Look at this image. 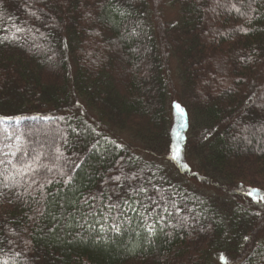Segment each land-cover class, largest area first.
<instances>
[{
	"label": "trees",
	"instance_id": "obj_1",
	"mask_svg": "<svg viewBox=\"0 0 264 264\" xmlns=\"http://www.w3.org/2000/svg\"><path fill=\"white\" fill-rule=\"evenodd\" d=\"M0 118V264H264V0H0Z\"/></svg>",
	"mask_w": 264,
	"mask_h": 264
},
{
	"label": "rangeland",
	"instance_id": "obj_2",
	"mask_svg": "<svg viewBox=\"0 0 264 264\" xmlns=\"http://www.w3.org/2000/svg\"><path fill=\"white\" fill-rule=\"evenodd\" d=\"M215 7H216V9L218 10V4H217V3L215 4ZM171 65H172V69H173V71H172V72H173V77L176 78V75H175V72H176V62L173 61V63H171ZM174 71H175V72H174ZM179 104H180V102H179ZM169 114L171 115V117L173 118V120H175V117L178 116V111H177V109H176L175 102H174L173 110H172ZM40 148H41V147H40ZM41 150H42V149H41ZM40 160H41V158H40V157H37V161H40ZM27 169H30V165H28ZM26 171H29V170H26ZM18 173H20V171H19Z\"/></svg>",
	"mask_w": 264,
	"mask_h": 264
},
{
	"label": "snow or ice",
	"instance_id": "obj_3",
	"mask_svg": "<svg viewBox=\"0 0 264 264\" xmlns=\"http://www.w3.org/2000/svg\"><path fill=\"white\" fill-rule=\"evenodd\" d=\"M233 8H235V5H233ZM235 10L239 13L240 12V9L239 8H235ZM243 15V13H241ZM241 31H247L246 29H241ZM177 108H179L180 106L179 105H176ZM0 119H6V118H0ZM176 152L177 150L174 148L173 149V153H174V157L173 158H176ZM70 179V177H69ZM116 179H119V177H116ZM146 191V190H145ZM258 190L257 189H250L248 192H247V195L249 196H252L254 193H256ZM264 199V198H262ZM149 231H152L151 227H149ZM245 239H247V237H245Z\"/></svg>",
	"mask_w": 264,
	"mask_h": 264
}]
</instances>
